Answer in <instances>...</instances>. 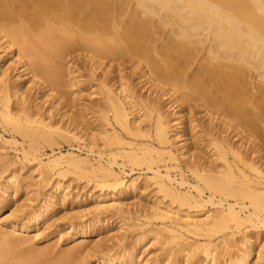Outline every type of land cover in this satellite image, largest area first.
I'll use <instances>...</instances> for the list:
<instances>
[{"label": "bare ground", "instance_id": "1", "mask_svg": "<svg viewBox=\"0 0 264 264\" xmlns=\"http://www.w3.org/2000/svg\"><path fill=\"white\" fill-rule=\"evenodd\" d=\"M71 48L77 51L80 49L85 61L90 62L93 79L97 72L101 73L98 79L100 87L121 128L132 134V137L145 135L149 138L151 134L143 131V124L146 116L154 118V142L157 144L158 141L159 146L148 144L150 138L147 139L150 141L148 143L130 141L127 143L130 145L127 150L129 159L134 162L143 160L150 165L157 162L159 156L167 155L169 160L178 164L179 158L184 157L187 161L184 163H190L193 168V165H202L205 158L202 159L203 154L198 152L202 151V142L199 145L202 146L201 150H196L199 147L197 142L204 139L203 134H200L203 132H199L197 127L204 128V134L210 136L209 144H206L213 146L205 149L210 151L206 153L209 156H205L209 157L212 165L208 161V169L205 165L203 169L200 166L202 172L196 170L199 176L197 179L203 184H193L199 196L205 192L204 187L208 188L205 202L194 197L195 193L192 195L185 190L184 193L175 190L173 182L189 184L182 174L183 170L180 179H177L170 170V164L165 166V171L150 166L153 182L170 194L173 201L183 203L186 200L189 206L199 207H195L196 213L191 209L184 213L168 203L160 205L161 201H154L150 215L164 221L169 219L167 223H171L164 222V225L177 236L182 234V230L204 231L206 234L224 231V234L232 236L241 230L243 224L251 222L254 229L243 233L240 237L241 245L227 264L264 263V253L260 248L264 243L258 245V238L264 233V0H0V91L4 94L0 96L4 102L3 106L0 103V118L24 135L31 136L28 138L32 140L37 134H57L76 140L81 138V141L86 138L90 142L94 138L93 134L91 139L84 137L91 135L84 122L86 119L82 122L77 119V123L76 114L69 115L63 111L66 106L58 99H62L61 95L64 96L65 92H61L60 87H67L62 79L65 76L62 75V65L58 63V58L68 55L65 53L68 50L72 53ZM6 56L7 60H12L16 65L17 76L14 74V79L11 77L15 76H9L10 65H1ZM126 61L131 63L139 81L134 82L119 73L125 68ZM67 66L66 70L71 73L78 69L75 65L76 69ZM74 73L68 81L71 86L78 84L80 87L85 82L86 87L82 86L79 90L89 89L86 80L80 78L82 74ZM112 80L117 81V85ZM139 83L141 85L138 87ZM144 86L153 88L148 95L141 94ZM53 87H57V92L60 90V96L55 95L56 91L50 92ZM33 88L37 93H32L37 95L34 100L29 95ZM154 91L156 96L151 97ZM88 92L93 93L91 90ZM13 95L25 106L14 104L15 107L12 104ZM36 100H40V105L48 101L51 114L55 112L53 109L64 116L67 114L73 129H68L65 124L61 126L59 117L47 121V117L51 119L50 113V116L40 113L43 107L37 105ZM163 100L172 109L174 118L169 119L168 113L163 110ZM33 103L37 109H32ZM56 103L58 109L55 108ZM18 106L22 108L18 112L14 111V107ZM197 106L203 112L201 119L204 116L208 120L206 124H200L201 119L200 123L195 122ZM46 108L44 106L43 109ZM146 125V128L150 126ZM112 130L104 126L98 131L95 128L94 133H99L95 134L96 139L98 134L101 139L105 136L103 139L107 141ZM116 135L113 141L118 138ZM232 137L238 138L237 142L241 141V144L232 140ZM177 138L181 142L178 153L176 150L179 147L175 150L173 146ZM11 141L15 142L16 139ZM92 150L91 147L86 154ZM139 150L143 154H151L140 155ZM100 152L98 156L103 155ZM231 154L233 160L228 156ZM25 155H29V151ZM52 155L43 163L44 166L58 165L64 158L70 159L75 165L88 163V156L78 157L72 151H58ZM107 160V165L98 162L102 173L98 182L102 187L116 189L117 194L113 196V201L102 202L97 207L99 210L116 207L125 212L123 195L139 188L138 178L128 180L116 174L112 167L117 164L114 154L113 158ZM17 192L16 186L11 190L4 187L2 199L15 198ZM63 195L66 196L64 192ZM63 195L61 199L65 198ZM2 199L0 211L4 205ZM52 201V204L48 202L37 208L28 218L26 215L15 217L9 221L8 226L27 231L31 226L39 224L56 207L58 196L57 200ZM206 202L217 208L214 207L213 212L210 209L212 213L207 209L208 213ZM15 203L9 215L20 206L17 201ZM204 209L207 217H199ZM91 232L83 227L74 228L76 237L87 238L92 235ZM24 239L21 236L18 239L15 234L5 230L0 221V264H76L73 262L74 257L77 252L80 254V250L73 248L47 261L44 259L46 249L26 253L18 251L19 246H16ZM135 250H126L116 257L111 254L102 255L93 264H149V259H140V254L135 253ZM211 250L206 248L210 259H214Z\"/></svg>", "mask_w": 264, "mask_h": 264}, {"label": "rangeland", "instance_id": "2", "mask_svg": "<svg viewBox=\"0 0 264 264\" xmlns=\"http://www.w3.org/2000/svg\"><path fill=\"white\" fill-rule=\"evenodd\" d=\"M71 50L72 53L71 51L68 52L69 51L68 50L65 52L68 53V55L64 54L66 56H63V58L62 57L58 58L59 60L58 63L60 64V66L62 65L61 67L62 75L65 76L62 79L64 85H67V87L62 85H61L62 87L59 86L62 90L61 92H63V90L65 92L63 93L64 96L61 95L62 99H60V97L58 99L60 101L62 100L61 102H63V104H65L66 106L64 107L63 111L68 112L67 114L69 115L76 114L75 118L77 123L79 120L80 122H82L83 119H86L84 120V122L87 123L86 125L87 127H89L87 131H90L91 135L84 137L87 138L90 137L91 139L93 134L94 138L91 142L89 139L86 138L82 139L85 141L84 142L81 141V138L79 140H76V138L66 137L61 135L58 136L57 134H49V135L39 134V136L37 134V136L35 135L33 137L34 140H32L30 139L32 138L31 136L24 135L19 130H16L17 128L15 127L12 128L13 127L12 125H9L8 122H4L3 119L0 118V201L3 197L4 187L9 188L11 190V188L16 186L18 189L17 196H15V198L8 197L10 199L8 198H3L4 200L2 199V204L4 205L2 206V209L0 211V221L2 222L3 228L5 230H9L10 232H12V234H15V236L18 239H20V236L23 239L26 238L23 240L24 242L22 241L17 244L16 247L19 246L18 251L20 252L23 251L26 253L29 251H35L37 249H46L47 253L44 255V259L46 258L47 261L49 260L51 261L58 258L65 251L67 252L69 251V249L72 250L74 248V250L77 249L76 251L80 250L79 251L80 254L77 252L78 255L76 254V257H74L73 262H75L76 264H93V262H95L94 260H97L98 257L102 255L111 254L114 257H116L122 254L124 251L126 250L129 251L132 250L133 248L136 249L135 253L140 254V259L148 258L149 264H187V263L188 264H227L228 262L230 263V261L234 256L235 251H237L238 247L241 245L240 237L243 235L244 232L252 231L254 229L251 222H247L243 224L241 226L240 231H237V229L234 228L237 232L232 236L224 234V231H217L213 234H206L204 231H193V230H182V234H180V236L178 234L177 236L174 235L170 230H168L166 228V225H164L165 223L168 222L169 219H165L164 221L158 217H153L150 215V211L153 208L152 203H154V201H158V202L161 201L162 203L160 205L168 203L172 207L178 208L181 210V212L184 213L185 211L186 212L190 211V209L191 211H193V213L197 210L195 209L196 206L194 207H192L191 205L189 206V202H186V200L183 203L178 200L173 201L170 194H168L166 191L164 192V190L162 191L159 185L153 182V179L151 178L153 172L152 169H149L150 166L165 171V166H168V164H170L169 166L170 167L172 166L171 167L172 169L170 170L174 176H177L176 177L177 179H180L179 176H181L182 173L181 170H183L182 174L185 176V179L189 182V184L187 183L181 185L179 183L173 182L174 183L173 187H175V190L177 192L180 191L183 192L185 190L184 192H189L192 195H194L193 193H195L194 197L198 198V200L200 201L201 200L204 201V199L208 198V194H209L208 188L204 187L205 192H203L200 195L201 196L200 197L199 196L200 193L196 192L197 189L193 187V184H198V183L203 184L200 182L201 180L199 178H198L199 180L197 179V177H199L197 175L200 171L202 172L201 168L203 165H205L206 169L209 168L210 163L212 165V162H210L209 157L205 156V154L209 151L205 149L209 146L211 147L212 145V144L211 145L206 144V142L209 144L208 140L210 136L207 135L206 133L205 134L207 136L204 134L205 132L203 131L204 128L202 129V127L199 126L197 127L199 129V132L200 131L203 132V133L200 132L201 136L202 134L204 136V139L202 138L203 141L197 142L198 146L203 144V148L202 146L196 147L197 151L198 148H200L199 150H201L202 148V151H198V152H201V154H203L202 159L203 157H205L203 159L204 163L200 165L201 168L199 165H193V168L194 166L196 167V169L195 168L193 169L190 163H184V161L187 162L184 157L180 159L181 158L180 155H179L180 158L178 160V164L175 161L173 163L172 160H169L167 158V155H161V158L159 155H157L159 156L157 162L155 161L150 165L145 161L143 162V160L141 162L140 161L134 162V160L129 159L127 157V153L129 151L127 150L130 148V145L127 143L130 141L148 143L150 141L147 139L150 138L151 142L148 144H152L156 147L159 146L158 141L157 144L155 143L156 139L154 137V132H155L154 118L151 119L149 118V116L148 117L146 116L145 118L146 122L145 121L144 122L147 125L145 123L144 124L146 126L150 125L151 127L149 126L150 128L149 127L146 128L144 124H143L144 128L142 127L144 132L146 133L150 132L151 135L149 136V138H146L145 135H138L137 137L133 135L132 137V134L128 133L126 130H124V128H121L120 125L116 123L113 117V111L104 97L103 88L100 87L98 79L100 78L101 73L97 72L96 73L97 76H95V78L93 79L90 71V67H91L90 66L91 64H89L90 62L88 63V61H85L84 55L81 53L80 49H78L80 53L76 49H75L76 51L72 48ZM7 58L8 56H6L5 59H3L1 65L3 67H6V65L7 66L10 65L9 69L11 72L8 70L9 76L10 75L15 76L17 74L16 73L17 69L15 67L16 65H14L12 60L10 59L7 60ZM73 64L79 70L76 69ZM67 65L72 66V68L70 69H76L75 71L76 74L77 72H79L78 74L80 75L82 74L81 75L82 77L80 78L86 80L87 86L90 87L89 89L81 90L83 92L79 90L82 86L86 87L85 82L84 84L82 83L83 85H79L80 87H78V84L71 86L70 84L71 82L69 83L68 81L71 80L70 79L72 76L71 74H73L74 72L71 73L68 70H66L68 67ZM124 66L125 68L119 73H121L127 79L129 78L134 80V82L139 81L138 77L135 74V70L132 69L131 63L126 61L124 63ZM62 68L64 69V71L62 70ZM66 72L67 73L69 72L70 77L69 74L64 75V73ZM16 76L11 77V79L16 78ZM66 80L67 82H65ZM113 82L114 84L117 85V81L112 80V83ZM140 85L141 83L138 84V87ZM56 89L57 87L56 88L53 87L52 90L50 89V92H54L56 91ZM152 89L148 88L147 86H144L141 89L142 91L141 94L148 95V93H150ZM31 90L32 91H30L31 93L29 92V95H31V99L33 97L34 100V96L36 97L37 93L34 90V88ZM90 90L93 91V93L89 94L88 91ZM34 91L36 94H32ZM57 91L54 92L55 95L57 94L60 96L61 93L60 90H59L60 93ZM2 92L3 91H0V96L4 95L2 94ZM13 96H12L13 105L14 104L16 106L22 105V107L25 106V103L20 102L17 96L14 97ZM155 96H156V91L153 92L151 97H155ZM2 101L3 100L0 98V103L2 104L1 106H3L4 103ZM37 101L38 100H36L35 102ZM41 101L43 103V100ZM39 102L40 100L38 101L37 105H40ZM61 102L58 104H61ZM163 102L165 101L163 100ZM28 103L30 104L32 102L29 101ZM49 104L47 101L46 103L44 102L40 106L41 108L42 107L44 108V106L46 108ZM55 105H57V103ZM163 105H164L163 110L165 111L166 114L168 113L169 119L174 118L175 114L172 115L173 113L172 109H170V107L168 108L166 102ZM34 106L35 104L33 103L32 109L37 107ZM49 106L47 107L48 109L46 108V110L42 108L43 111L41 108L38 109V111L41 109L40 113H42L43 115L52 116V117L50 116L52 120L49 119V117H47L46 118L47 121L48 120L49 122L54 121L55 120L54 118L58 119L59 117L58 120L60 121L61 126L65 124V126L68 127V129L69 128L73 129L71 128L73 126L70 124V117L68 119L67 118L68 116H66L67 114H65L66 119L64 118L65 116L63 114H60V112L56 113V109H53L55 110V112L53 111L51 114L48 111ZM58 106L59 105L55 106V108L58 109ZM15 107L13 109L14 111H17L18 109L20 110V108H22L21 106H18L17 108ZM82 108H84L85 111L84 110L83 111L86 112L87 116L85 115L84 112H82L81 110ZM195 110H196L195 122L199 121L200 123V121L202 120L200 124H206L208 121L207 119H205L206 117L204 118L203 116L204 119L203 118L201 119L202 117L201 114L203 112L201 113V110L198 108V106L195 108ZM48 113H50V115ZM58 113L62 116H60ZM147 118H149V122ZM64 120L68 123V126L67 123L64 122ZM107 121H109L110 123H108ZM109 125L112 127H109ZM100 126L102 128L104 126V128L106 127L108 130L110 129L112 130V128L114 127L113 129L115 131L117 130V132H114V130H112L115 133L113 134L112 131L111 132L108 131V133L110 132L109 135L110 137L109 136H108L109 138L106 137L108 139L107 141L106 139H103L105 138L104 135L101 134V136H104L102 137L103 139L102 140L100 135H98L99 133L96 132L98 133L96 139L95 136L96 133H94L95 128L96 131H98L102 129ZM90 128H94V130L93 129H92L93 131L89 130ZM200 128L202 130H200ZM173 129L175 130V128ZM111 133L113 134V136H111ZM115 135L118 138H116L114 141L118 143H114L113 141ZM231 135L232 134H230V137ZM12 139H16V141L13 142L11 141ZM118 139H122L123 142H121V140L117 141ZM175 140L173 146L175 147L174 148L175 150L178 149L177 147H179V149L176 150V152L178 153V151L181 150L180 149L181 142L180 140H178V138ZM232 140L237 142L238 138L232 137ZM239 142L240 143L238 142L237 143L241 144V141ZM85 143H87L86 146ZM89 147L90 148L92 147L93 149L92 150L93 153L90 152L89 153L90 155L86 154L87 151L90 149ZM203 149L205 150V153ZM28 151H29V155H25V152ZM58 151L59 152L72 151L73 153L78 154L77 155L78 157L88 156V163H81L79 165H75L74 162L71 161L70 159L68 160L67 158H64L61 159V163L58 165L47 166V167L44 166L43 163L48 161L53 156L52 153H58ZM211 151H213V149ZM96 152L97 154H99L100 152L103 155H99L100 156L99 157L96 154ZM138 153L140 155L151 154V153L143 154L140 150L138 151ZM113 154L115 155V159L117 161V164L112 165L113 169L115 170V173L128 180L133 177L134 178L137 177L138 183L140 184L139 188H137L138 191L135 190V191H131L132 193L131 192H128L126 194L124 193L123 200L125 201L124 203L126 205H124L123 207L125 212L119 211V209L116 207L115 208L108 207L106 208L107 210L105 209L99 210L97 207V205L99 206L102 202L108 203L113 201V196L116 197L117 194L116 189H113L108 186L102 187L101 185H99L98 182L102 178V173L100 171L101 167L98 166L99 164L98 162L100 161L105 165H107L108 164V162H106L108 161L107 159L113 158ZM228 156L231 160L234 159L232 154ZM189 160L191 161V159ZM219 163L221 164V159ZM187 164L190 166L188 167ZM175 165L180 167H176ZM197 166H199L198 167L200 168L199 170ZM196 170L198 171V173ZM13 181L14 184L12 183ZM12 185L14 186L12 187ZM62 187L66 189L64 190V188ZM190 187L193 188L191 189ZM63 192L64 194H66V196L63 195ZM62 195L63 197L65 196V198L61 199ZM57 196H58V202L56 204V207H54V209H51L48 215H46L39 224L35 226L34 225L31 226L27 231L22 230L18 227L12 229L8 226L9 221L15 219V217H24L26 215V218H28L27 216L30 213L35 212L37 208H41L46 203L48 204V202L52 204L53 202L52 200H57ZM16 201L17 203L20 204V206L18 204L19 207L16 206L18 208L17 211L9 215L11 210L15 207ZM210 204L211 203L206 202L205 209L206 211L209 210L210 213H212L213 210H215V208L217 207ZM96 209H98L99 211ZM205 209L204 211L200 210V212L203 211L204 213L203 214L199 213L201 214L198 215L199 217L206 215L207 212L205 211ZM210 209L212 210V212ZM206 217L207 216H205V218ZM170 223L171 221H169V223L167 224ZM75 227L87 228L88 230L92 231L91 232L92 235L88 236L87 238L76 237L74 235ZM225 230H229V229H225ZM258 242L257 243L259 246L261 245V243H264V233L260 234L258 238ZM207 247L209 248V251L212 249L211 251L215 255L214 259H210V256L206 251ZM260 248L261 250H263L264 253V245H261Z\"/></svg>", "mask_w": 264, "mask_h": 264}]
</instances>
